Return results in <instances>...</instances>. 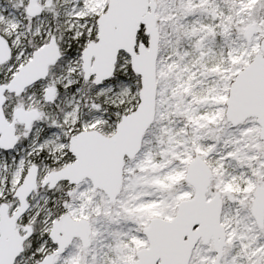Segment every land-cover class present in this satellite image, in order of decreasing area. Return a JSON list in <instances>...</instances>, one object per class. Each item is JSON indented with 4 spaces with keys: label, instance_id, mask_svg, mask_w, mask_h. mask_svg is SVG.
<instances>
[{
    "label": "snow or ice",
    "instance_id": "1",
    "mask_svg": "<svg viewBox=\"0 0 264 264\" xmlns=\"http://www.w3.org/2000/svg\"><path fill=\"white\" fill-rule=\"evenodd\" d=\"M0 264H264V0H0Z\"/></svg>",
    "mask_w": 264,
    "mask_h": 264
}]
</instances>
